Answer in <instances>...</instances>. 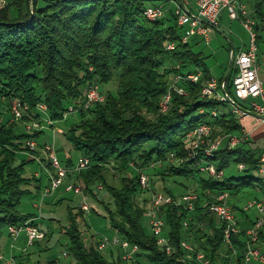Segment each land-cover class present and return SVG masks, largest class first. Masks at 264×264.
Wrapping results in <instances>:
<instances>
[{
    "label": "trees",
    "instance_id": "obj_1",
    "mask_svg": "<svg viewBox=\"0 0 264 264\" xmlns=\"http://www.w3.org/2000/svg\"><path fill=\"white\" fill-rule=\"evenodd\" d=\"M149 1L152 0H14L0 9V242L9 226H19L34 218L20 213L18 207L22 197L31 193V182L39 181L35 176H25L35 158L19 160L18 155L36 156L37 150L30 153L26 143L43 134H19L17 123H1L10 114L11 99L18 97L32 110L45 104L48 116L62 122L68 108H80L84 91L98 81L106 95L105 102L79 110L80 119L63 131L79 158L90 161L87 170L72 174L76 184L90 195H97L92 186H104L113 199L114 210L104 199H97L107 205L109 225L115 234L139 247L136 264H200L196 260L199 251L211 257L213 263L225 264L221 255L223 226L218 220L219 225L216 223L203 203L209 192L242 193L257 187L253 173L261 152L246 146L223 147L214 158L207 159L218 171L233 164H246L245 172L249 175L241 178L208 177L200 173L195 161L186 159V135L199 124H211L214 139L243 137V128L232 113L222 110V114L213 116L212 111L219 110L224 103L201 95V84L213 78L205 58L196 54L190 43H182L186 27L178 25L174 12L171 13L176 24L172 27L166 26L163 19L154 23L145 19L143 11ZM249 1L250 15L257 22L258 44L264 43V0ZM169 41L176 43L174 51L166 50ZM167 62L169 66L165 67ZM192 66L203 67L201 84L180 82L178 86L187 95L173 92L169 110L162 113L160 104L173 77L196 72L191 71ZM230 72L233 76L232 67ZM230 72L226 87L233 93ZM114 81L116 89L111 88ZM171 154L175 161L170 160ZM63 165L68 169L75 166L70 158ZM110 167L121 176L120 187L106 181L104 174ZM146 170L150 171L151 189L161 183V192L176 199L189 194L194 185L193 192L199 194L193 213L175 205L161 209L165 236L175 250L171 255L160 248L152 232H147L148 202L140 200V194L147 191L139 185V175ZM170 181L178 188L177 193L165 187ZM257 181L264 193V179ZM86 217L80 208L68 207L63 232L75 264H128L122 260V254L118 255L119 249L109 247L111 256H107L97 245L87 246L83 238V228H90ZM186 220L190 221L188 227L184 225ZM194 220L204 221L206 227L198 224L199 230ZM245 234L233 238L241 252L245 248ZM183 241L194 252L182 249Z\"/></svg>",
    "mask_w": 264,
    "mask_h": 264
},
{
    "label": "built area",
    "instance_id": "obj_2",
    "mask_svg": "<svg viewBox=\"0 0 264 264\" xmlns=\"http://www.w3.org/2000/svg\"><path fill=\"white\" fill-rule=\"evenodd\" d=\"M10 1L14 0H0V9L7 6ZM170 2L176 3L174 14L178 19V25L180 27H186V31L182 36L183 44L190 43L189 41L191 38H200L209 44L211 41L210 34L215 30H220V19L224 10H227L229 19L241 21L244 29L250 36V42L247 48L241 49L238 53L230 54V70L231 67L234 70L232 76V94L226 90V81L220 83L218 79L212 78L201 84L203 78V73L201 71L181 76L177 75L173 77L170 89L160 104L161 112L166 113L169 110L173 92L182 96L187 95L186 90L180 88L178 84L180 82H190L195 85L201 84L202 97L213 98L217 101L228 103L231 108V113L239 122L252 117V115L243 110L244 104H248L246 110L255 112L258 115L256 116L257 124H264V82L259 77L261 68L258 59L257 22L249 14L247 6L242 0H170ZM143 15L146 20L152 23L166 16L165 10L159 6H147L143 11ZM175 48L176 43L171 41L167 42V51H174ZM105 99L106 95L101 91V85L98 81H94L84 91L83 105L80 108L77 107L78 105H71L63 114V120H66L69 115L77 113L81 109H88L96 104L104 103ZM222 113L223 112L219 110L212 111L213 116ZM10 114L12 116L11 122L17 124L23 123L25 130L30 134L41 132L47 128L52 129L58 123L48 116V108L45 104H39L35 110H32L27 103L23 102L18 97H13L10 101ZM27 118L29 120H27ZM213 132L214 128L208 123H201L195 129L188 132L186 135L188 147L186 159L195 161L200 173L208 177L223 179L225 177V170L218 171L210 160L207 159L214 158L216 152L223 147L229 149L240 147L246 135L243 134V137L229 135L214 139ZM244 133L246 132L244 131ZM26 145L30 153L36 151L39 147L36 139H29ZM41 149L44 153L49 155V165L55 170L54 175L49 173L50 184L44 191V196L64 186L65 180L71 173L79 174L90 167L89 159L80 157L74 169H68L60 163L56 155L54 144H44ZM170 160H176L174 154L170 155ZM237 167L241 172H245L248 169L247 165L244 163L238 164ZM256 169L264 175V149L259 154ZM109 170L117 174L116 170L112 167H110ZM139 185L142 191H151L150 178L147 174H144V172L139 175ZM96 188L98 194L103 191L104 186L102 184H97ZM65 191L73 192L76 195H84L83 188L73 182L66 185ZM227 198V192L218 195L209 192L203 205V208L206 209L210 215L214 216L223 226V245L224 248H226L223 254L224 263L264 264V241L262 232L264 229V205L261 202L254 201L247 207V209L255 208L259 216L253 227L245 232L247 238L246 245L244 251L240 254L233 243V238L241 235L243 231L241 230L235 211L227 202ZM198 201L199 194L197 192L183 195L178 199L162 192L153 194L151 206L147 211V217L149 219L152 234L157 240V244L167 254L171 255L175 253V250L170 245L169 239L165 236V222L160 215L162 207L175 205L193 213L197 208ZM80 209L85 214L90 212V207L84 203L80 205ZM189 224V220L184 222L186 227H188ZM23 231L28 237L29 245L35 244L46 238L45 232L35 226L32 221L22 223L19 226H9L7 229L12 240H17ZM93 237V245H97L99 251L104 253L109 247L119 249L122 252L121 258L124 262L136 264V256L140 252L138 246H132L127 240H123L119 236L109 237L93 235ZM180 246L185 251L194 252L193 247L185 241L181 242ZM2 260L3 257H0V261ZM196 260L200 264H215L212 258L203 251L197 252ZM6 264H17V262L11 258Z\"/></svg>",
    "mask_w": 264,
    "mask_h": 264
},
{
    "label": "rangeland",
    "instance_id": "obj_3",
    "mask_svg": "<svg viewBox=\"0 0 264 264\" xmlns=\"http://www.w3.org/2000/svg\"><path fill=\"white\" fill-rule=\"evenodd\" d=\"M243 3L247 6V10L249 14L252 10V4L249 0H242ZM12 2V1H10ZM147 6H159L162 7L165 10L166 16L163 18L164 24L166 26L172 27L176 24V21L172 17V13L176 9V3H171L170 0H152L147 3ZM6 7V6H5ZM4 7V8H5ZM3 9V8H2ZM15 15V12H14ZM181 32H184L185 29L180 30ZM210 43L207 44L204 40L200 38H191L190 39V45L193 49V51L198 54H202L201 56L205 58L204 62L205 65L210 69V74L215 79H220L224 77L227 70L229 69L230 65V54L232 51L238 52V48L241 46H245L244 48H247L250 42V36L246 32V30L243 27V24L240 20H231L228 17L227 10H224L222 12V17L220 19V30H215V33L210 34ZM259 47V53H258V59H259V66L261 68L260 75L264 81V43L258 44ZM171 62V61H170ZM169 63L167 62L165 67H168ZM202 71V68H195L194 66L191 67V71ZM196 71V72H197ZM230 78H232V72H230ZM117 84H115V81L111 84V88L116 89ZM110 86V85H109ZM228 87H226L227 91ZM106 90V88H104ZM232 94V93H231ZM5 101V100H4ZM225 111L226 113H231V108L228 103H224L221 105L219 111L222 112ZM80 116L77 113L71 114L68 116L66 120H62V122H58L52 129H60L63 131H67L68 126L79 120ZM212 126V125H211ZM213 127V126H212ZM214 128V127H213ZM24 124L18 123L17 124V133L22 134L26 133ZM53 132L50 128H47L46 130H43L42 136L37 140L39 147L37 148V153H35L36 157L34 160V163L29 165L26 168L25 176L26 177H33L35 174H38V182L32 181L31 184L28 186V189L31 191L30 194L25 195L22 197L20 205L18 207V210L22 214H29L33 215V220L38 219L40 227L45 233L47 234V239L45 241H39L40 243H35L27 245V252L25 253V256L29 258V264H53V262H56L57 264H75L74 257L70 254L68 250L69 246V240L64 235V228L67 225V216H68V207L69 206H75L80 208V205L82 203L87 204L90 207V212L86 214V221L88 225L90 226L89 230H86L83 228L84 235L83 238L86 241L87 246L93 245L94 237L93 235H99V236H109L112 237L115 232L111 229L109 225V217H108V210L106 209L107 205H109L110 209L114 210V204L113 199L111 196H107L104 198L103 191L98 193L97 195H90L86 194L83 190L84 195H76L73 192H66L65 187L69 183H76V180L73 177V173H71L68 178L65 180L64 186L60 187L57 191L44 196V191L47 187H49V176L51 174L54 175L55 170L50 167V157L48 154L44 153L42 148V143L47 140L48 142H53ZM226 137V136H223ZM264 145V140H260L257 143H254V145H251V149L257 151V153H260L259 150ZM55 150L56 155L60 161V163L63 165V163L66 161L67 158H70L73 160L74 165L76 166L78 159H79V153L74 149V146L71 142H69L63 135L58 134L56 137L55 134ZM42 152L44 154H42ZM27 156V157H26ZM26 156L24 154L18 155V159L21 160L22 158H28L32 157L29 153H26ZM74 166V167H75ZM147 172V173H146ZM150 171L146 170L144 171V174H147L149 176ZM73 174V175H72ZM225 176L227 177H244L246 175H249L246 172H241L238 170V167L236 164L231 165L229 168H227L224 172ZM254 178L256 179L255 184L260 186V183L257 180L264 179V175L260 172L256 171L253 173ZM106 181L114 186L120 187L121 185V176L118 174L112 173L109 169L104 174ZM41 177V179H40ZM150 178V176H149ZM151 180V179H150ZM79 184V183H78ZM77 184V185H78ZM151 184V181H150ZM41 186L44 188L43 190V201L41 203V199L39 198L38 194V186ZM80 185V184H79ZM157 187H152L150 192H145L143 194H140V200L147 199V211L150 208V200L153 197L154 192H161V183L156 185ZM256 187V189L249 190L245 193L240 194L239 196H230L227 200L230 207H233L234 205L238 206L237 209H242V206H244L249 200L252 201L254 199V195H257V198L261 201V203L264 205V196L261 192L260 187ZM167 189H173L177 193V187L172 184V182H167L166 186ZM92 188L97 190L96 185L92 186ZM196 188V186L191 185V192L192 193ZM163 193V192H162ZM232 194L234 191L231 192ZM60 194L63 195L64 200L62 203L54 205L52 200L54 197L59 196ZM96 197V198H95ZM99 199H103L107 205L101 204ZM180 198V197H178ZM176 198V199H178ZM145 202V201H144ZM36 205V206H35ZM42 205L46 207V205L49 207L48 209L44 210L42 208ZM204 205V203H203ZM237 215L238 220L241 219L243 214L236 209H233ZM254 214L256 210H251ZM257 213V212H256ZM211 216V215H210ZM160 217V216H158ZM51 219H54L56 222L52 221ZM202 222V221H201ZM194 224L196 228L200 227L198 225V221L194 220ZM201 226V224H200ZM150 228V229H149ZM149 228H147V232H152L151 226L149 225ZM25 234L23 231L21 235ZM43 242V243H42ZM109 249V248H108ZM106 250V252L108 251ZM226 251V248L222 250V252ZM104 252L103 254H106ZM118 252V251H117ZM21 253H17L18 258L21 256Z\"/></svg>",
    "mask_w": 264,
    "mask_h": 264
},
{
    "label": "crops",
    "instance_id": "obj_4",
    "mask_svg": "<svg viewBox=\"0 0 264 264\" xmlns=\"http://www.w3.org/2000/svg\"><path fill=\"white\" fill-rule=\"evenodd\" d=\"M190 1H193V0H190ZM212 33H215V31H213ZM211 33V34H212ZM245 46L243 45V46H241V47H239L238 48V52L241 50V49H243ZM238 52H236V51H232V53H238ZM230 72V65H229V69L227 70V72ZM227 72H226V74H227ZM225 74V75H226ZM259 77H260V79L263 81V79H262V77H261V75H260V72H259ZM264 82V81H263ZM244 107L245 108H248V104H244ZM10 120H11V118H10V114H7V115H5V117L4 118H2L1 119V123L2 124H5V123H8V121L10 122ZM239 122V121H238ZM240 124L242 125V133L243 134H245L246 135V138L243 140V143H242V145L241 146H246V147H248V148H251L250 146L251 145H254V143H257L258 141H260V140H264V124H257V120H256V116H252L251 118H248V119H246V120H244V121H242V122H240ZM52 130V132H53V142H51L52 144H54L55 145V134H56V137L58 136V134H60V135H63L64 136V134H63V129L62 130H58V129H51ZM244 131L246 132V133H244ZM65 137V136H64ZM47 143H50V142H48L47 140H45L43 143H42V145L41 146H43L44 144H47ZM264 149V145L261 147V149L259 150V152L260 151H262ZM42 154H44L43 152H42ZM35 177H37L38 178V174H35L34 175ZM30 178V177H29ZM40 179H41V177H40ZM34 182H36V181H34ZM69 183H70V179H69ZM258 187H260V186H258ZM44 188H42L40 185L38 186V194H39V198L41 199V203H42V201H43V197H42V192L44 191L43 190ZM254 189H256V187L254 188ZM249 190H252V189H247V190H245V191H243L242 193H245V192H247V191H249ZM261 192H262V190H261ZM103 196H104V198H106L107 196H108V193L106 192V190H103ZM228 193V198H227V200L229 199V197L230 196H239L240 194H242V193H236V192H234L233 194L231 193V192H227ZM263 193V192H262ZM263 196H264V193H263ZM103 198V199H104ZM64 199V197H63V195L62 194H60L59 196H56V197H54L53 198V200H52V202L53 203H51V204H54V205H57V204H60L59 202H60V200H63ZM141 201H142V199H141ZM143 201H147V199H145V200H143ZM142 201V202H143ZM254 201H257V202H261L258 198H257V195L255 194L254 195V199H252V201L251 200H249L244 206H242V209H237L238 208V206H236V205H234L232 208L233 209H236V210H239L242 214H243V216L241 217V219L239 220V225H240V227H241V230L243 231V232H246L247 230H249V229H251L252 227H253V225H254V223H255V221H256V219L258 218V212H257V210L255 209V208H250V209H247V207H248V205L250 204V203H252V202H254ZM63 202V201H62ZM150 202H151V200H150ZM148 204V203H147ZM36 206V205H35ZM42 208L44 209V210H46V209H48L49 207L46 205V207H44L43 205H42ZM256 210V212H255V215L254 214H250V213H252L251 212V210ZM213 219H215V221H216V223L218 224L219 222L217 221V219L216 218H214L213 217ZM52 221H54V222H56L54 219H51ZM39 220L38 219H34V220H32V223L35 225V226H37L40 230H42L41 228L42 227H40V225H39V222H38ZM198 224L200 225L201 224V226L200 227H203V228H205L206 227V225H205V222L204 221H200V222H198ZM219 225V224H218ZM205 226V227H204ZM206 230V229H205ZM43 231V230H42ZM45 232V231H44ZM263 235H264V229H263ZM112 236H117V234H113ZM246 237V236H245ZM47 239V237L43 240V241H45ZM247 239V238H246ZM36 243H40L39 241L38 242H36ZM43 243V242H42ZM246 243V242H245ZM27 245H28V237H27V235H26V233L25 234H23V235H21V236H19V238L17 239V240H12V238L9 236V234H8V232H5V234L3 235V237H2V239H1V242H0V257H3V260H2V262H1V264H6V262L9 260V259H11V258H13L16 262H17V264H29L28 262H29V258H28V256L26 257L25 256V253L27 252L26 250H27ZM246 245V244H245ZM237 248V247H236ZM237 250L239 251V253L241 254L242 252L237 248ZM110 251H112V250H108L107 252H106V255L107 256H111V254L109 253ZM119 253H118V255H121L122 254V252L120 253V251H118ZM225 252V251H224ZM224 252H222L221 253V255H222V257H223V254H224ZM17 253H21L22 255L18 258V256H17ZM220 264V263H219ZM253 264H255V263H253Z\"/></svg>",
    "mask_w": 264,
    "mask_h": 264
},
{
    "label": "water",
    "instance_id": "obj_5",
    "mask_svg": "<svg viewBox=\"0 0 264 264\" xmlns=\"http://www.w3.org/2000/svg\"><path fill=\"white\" fill-rule=\"evenodd\" d=\"M229 74V71L227 72V74L224 76V79L223 81L225 82L227 80V76ZM244 111H246L247 113H249L250 115L252 116H258L255 112H252V111H249V110H246V109H243Z\"/></svg>",
    "mask_w": 264,
    "mask_h": 264
},
{
    "label": "bare ground",
    "instance_id": "obj_6",
    "mask_svg": "<svg viewBox=\"0 0 264 264\" xmlns=\"http://www.w3.org/2000/svg\"><path fill=\"white\" fill-rule=\"evenodd\" d=\"M104 190V189H103Z\"/></svg>",
    "mask_w": 264,
    "mask_h": 264
}]
</instances>
